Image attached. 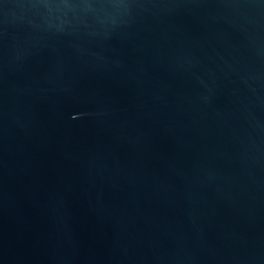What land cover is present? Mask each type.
<instances>
[{"label": "water", "instance_id": "95a60500", "mask_svg": "<svg viewBox=\"0 0 264 264\" xmlns=\"http://www.w3.org/2000/svg\"><path fill=\"white\" fill-rule=\"evenodd\" d=\"M0 264H264V0H0Z\"/></svg>", "mask_w": 264, "mask_h": 264}]
</instances>
